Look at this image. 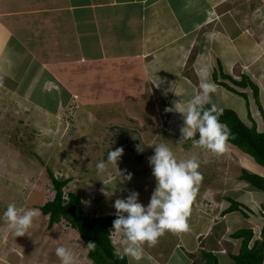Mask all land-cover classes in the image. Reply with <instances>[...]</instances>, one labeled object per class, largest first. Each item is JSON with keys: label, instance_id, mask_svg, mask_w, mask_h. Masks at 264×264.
Instances as JSON below:
<instances>
[{"label": "crops", "instance_id": "crops-1", "mask_svg": "<svg viewBox=\"0 0 264 264\" xmlns=\"http://www.w3.org/2000/svg\"><path fill=\"white\" fill-rule=\"evenodd\" d=\"M222 73L235 79L249 76L258 86V98L252 86L237 88L253 97L249 101L248 95V110L242 117L252 125L251 117L260 119V106L264 110V0H0V91L8 87V95L50 117L73 102L145 121L135 112L136 105L171 99L165 94L169 92L182 100L172 108L178 103L183 109L207 74L219 99L211 93V104L230 108L225 106L230 92L238 93L223 84L233 85ZM1 77L12 86L3 84ZM185 89L189 93L182 96ZM39 92L54 96L55 103L49 104ZM174 112L179 113L175 121L184 118ZM258 130L264 131L263 124ZM249 156L264 176V166ZM229 192L235 191H203L195 202L202 215L191 231L181 233L183 252L190 258L184 264L205 263L200 262L204 251L216 257L227 253L235 264L231 254L239 253L242 238L231 236L236 229L226 219L241 210L227 212L235 200ZM237 202L251 209L242 200ZM223 223L220 247L208 248ZM263 225L260 221L247 228L256 234ZM257 240L261 239L253 237L250 246ZM182 245L156 249L166 254L158 263H177L173 254Z\"/></svg>", "mask_w": 264, "mask_h": 264}, {"label": "rangeland", "instance_id": "rangeland-1", "mask_svg": "<svg viewBox=\"0 0 264 264\" xmlns=\"http://www.w3.org/2000/svg\"><path fill=\"white\" fill-rule=\"evenodd\" d=\"M236 71L234 69L233 72ZM204 76L211 81L209 74ZM1 81L6 86H12L4 77H1ZM7 88H1L0 91V264H61L55 254L58 246L73 252L75 264H94L76 228L64 222L55 223L52 227L48 225L49 216L43 213L41 206L54 199L56 193L49 170L58 178L70 179L64 192L77 193L82 199L84 211L92 218L115 215V200L126 199L130 191L138 192V202L147 207L156 188L148 158L154 155L155 144L160 142L166 143L178 159L195 156L200 163L198 171L203 179L196 186L197 191L190 206L189 231L202 215L195 202L203 191H235L229 192L228 196L249 205L252 211H247L246 217L241 211L227 215L226 220L234 230L264 221V191L239 178L244 168L258 173L254 166L257 164L236 146L227 144L226 152L217 156L195 146L191 139L181 141L184 118L175 121L179 119L176 115L179 113L166 111L167 105L172 108L176 101H182L174 99L172 93H165L171 99L155 98L152 101L144 100L140 106L136 105L135 112L142 114L145 119L139 121L140 117H117L109 110H91L89 106H79L73 102L56 112L55 117H50L26 100L8 95ZM188 93V89H185L182 96ZM217 95L212 93L213 98L219 101ZM230 95L225 106L233 108L241 118H245L248 95L249 101L252 99L253 102L251 93L236 95L230 92ZM39 96L51 105L55 103L54 96L41 92ZM262 117L260 115V119H257L252 116L251 124L255 122L258 128L261 124L264 127ZM120 147L124 153L118 160V167L109 164L105 172L98 174L96 164L101 160L107 162L108 152ZM119 170L125 176L131 173L132 179L122 182ZM10 203H15L17 207L39 209L40 215L34 219L32 227L24 236L16 237L6 229L2 217ZM217 217L221 219V215ZM222 225L214 231L216 237L213 234L212 241H204L208 242V248L220 247L218 238L226 228L224 223ZM187 232H183V235ZM111 237L115 246L122 251V234L111 230ZM254 237L263 239L261 232H257ZM178 243H183L181 233L166 232L154 247L144 246L145 255L141 260L129 261L131 264H159L158 260L162 262L161 257L166 254L155 250L167 251ZM181 247L176 248L173 254V259L178 261H174V264H184L190 259L183 252V245ZM217 257L219 264L233 263L227 253H219ZM200 262L206 263V260L201 259Z\"/></svg>", "mask_w": 264, "mask_h": 264}, {"label": "clouds", "instance_id": "clouds-1", "mask_svg": "<svg viewBox=\"0 0 264 264\" xmlns=\"http://www.w3.org/2000/svg\"><path fill=\"white\" fill-rule=\"evenodd\" d=\"M199 89L183 109L176 103L174 109L167 108L166 111L175 110L183 114L181 141L191 139L195 146L217 156L223 155L227 150L230 131L219 120L222 109L215 104L211 108H205L206 104L211 103L210 94L215 92V85L209 80L201 79ZM197 133L199 139H194ZM123 153L122 147L110 150L107 162L101 160L96 164L98 174L105 172L109 164L118 167V160ZM148 159L156 179V188L147 207L138 202L139 193L135 191H130L126 199H116L113 205L116 219L111 229L123 237V250L117 248L115 254L120 258L127 256L134 261L144 257L145 245L154 247L166 232L180 234L188 231L190 206L197 191L196 186L203 179L198 171L199 160L195 156L178 159L166 143L155 144L154 155ZM120 177L122 182L130 181L132 174L125 176L120 172ZM39 215V209L17 207L15 203H10L2 219L6 229L19 237L27 234ZM94 247V242H88L87 248ZM55 254L61 264H75L74 254L68 248L58 246Z\"/></svg>", "mask_w": 264, "mask_h": 264}, {"label": "trees", "instance_id": "trees-1", "mask_svg": "<svg viewBox=\"0 0 264 264\" xmlns=\"http://www.w3.org/2000/svg\"><path fill=\"white\" fill-rule=\"evenodd\" d=\"M221 75L225 78H230L233 83V85H229L228 83L222 82L228 89L238 94L245 95L244 92L237 88L252 86L255 96L258 98L259 88L249 76L243 75L241 79H235L229 74L222 73ZM214 77L216 80H219L217 71ZM211 106L212 104L209 103L205 105V108H211ZM218 108L222 109V113L219 116L220 122L226 125L230 131L228 142L253 156L257 163L264 166V131H259L255 122L253 125H249L234 109ZM260 110L264 117V110L261 106ZM194 139H199L198 133ZM49 175L56 191L55 197L41 206L43 213L49 215L48 225L52 227L62 216L69 220L72 226L78 230L86 245L88 242L95 243L94 248H88V256L92 259L94 264H131L127 256L120 258L115 254L117 247L113 243L111 237V228L113 227V221L116 219V215L96 218L90 217L84 211L82 199L77 193L69 192V199L65 200L63 198L64 187L69 183L70 179L58 178L52 170H49ZM239 178L246 180L251 185L264 191V176L244 168ZM247 209L250 212L252 211L246 207V205L233 200L227 212L241 210L246 215ZM254 235V229L247 227L240 228L231 234L234 238H242V245L239 253L231 254L232 258L235 260V264L264 263V225L261 230L263 239L255 241L254 244L250 246V242ZM203 255L206 260L205 264H218L217 257L214 253L204 251Z\"/></svg>", "mask_w": 264, "mask_h": 264}, {"label": "built area", "instance_id": "built-area-1", "mask_svg": "<svg viewBox=\"0 0 264 264\" xmlns=\"http://www.w3.org/2000/svg\"><path fill=\"white\" fill-rule=\"evenodd\" d=\"M63 198L65 199V200H68L69 199V195L68 194H66L65 192H64V194H63ZM61 223V222H64L65 223V225H68V226H70V227H72V223L69 221V220H67L64 216H62L61 217V219L57 222V223ZM112 230V229H111Z\"/></svg>", "mask_w": 264, "mask_h": 264}]
</instances>
